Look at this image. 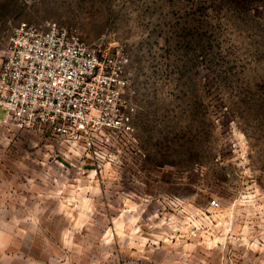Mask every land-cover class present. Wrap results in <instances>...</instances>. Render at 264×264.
<instances>
[{"label":"rangeland","instance_id":"374dc122","mask_svg":"<svg viewBox=\"0 0 264 264\" xmlns=\"http://www.w3.org/2000/svg\"><path fill=\"white\" fill-rule=\"evenodd\" d=\"M47 22L127 47L135 141L0 109V264H264V0H0V67Z\"/></svg>","mask_w":264,"mask_h":264},{"label":"built area","instance_id":"2783aa9c","mask_svg":"<svg viewBox=\"0 0 264 264\" xmlns=\"http://www.w3.org/2000/svg\"><path fill=\"white\" fill-rule=\"evenodd\" d=\"M0 109L5 124L39 128L73 148L134 142L139 104L127 47L89 44L57 22L21 23L0 67Z\"/></svg>","mask_w":264,"mask_h":264},{"label":"snow or ice","instance_id":"6c2138e0","mask_svg":"<svg viewBox=\"0 0 264 264\" xmlns=\"http://www.w3.org/2000/svg\"><path fill=\"white\" fill-rule=\"evenodd\" d=\"M213 203H214V201H213Z\"/></svg>","mask_w":264,"mask_h":264}]
</instances>
